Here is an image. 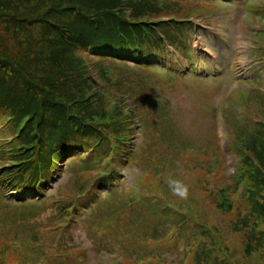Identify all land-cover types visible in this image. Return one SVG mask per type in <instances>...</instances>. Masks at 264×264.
<instances>
[{
  "label": "trees",
  "instance_id": "trees-1",
  "mask_svg": "<svg viewBox=\"0 0 264 264\" xmlns=\"http://www.w3.org/2000/svg\"><path fill=\"white\" fill-rule=\"evenodd\" d=\"M184 2L0 0V117L4 118L10 132L19 136L11 147L0 150V160H7L5 152L8 151L10 159L17 164V168L11 167L4 172L10 176L7 180L10 184L19 186L17 190H30L35 182L33 188L36 189L41 176L40 167L44 169L43 179L53 177L55 166L65 157L67 160L70 153L87 149L84 139L97 144L103 142V138L125 134L133 128L135 123L130 110L122 107L120 95L124 92L109 89L107 84L116 79L105 65L127 66L132 61L137 67L146 66L147 58L153 52L164 51L163 40L150 34L158 31L152 24L159 25L151 20L161 15L170 20L161 23L165 30L174 35L177 31L183 40L179 45L185 54L189 50L188 42H184L186 31L193 26L188 22L189 14L184 15ZM259 88L257 92L264 96V86ZM111 99H116L115 104L120 107L115 108ZM260 100L241 102L258 111L262 121L253 120L243 109L239 113L240 120L227 119L232 148L239 159L236 177L232 181L225 180L227 184L224 186L232 187V191L227 187L219 189L205 222L198 212L196 220L184 225L185 218L179 219L178 225L183 226L176 229L173 242L180 234L189 231L184 228H189L195 229L197 234H204L208 240L204 248L212 247L205 250L204 257L195 254L192 264H241L228 255L229 251L234 253V249L228 243L227 232L239 234L240 242L243 238L241 251L244 257L255 256L247 264H264V109L255 105L258 102L261 106ZM214 146L220 168L223 158L218 146L215 143ZM101 148L110 150L106 142ZM26 177L29 178L28 184L23 186ZM162 183H171L173 192L178 189L174 181ZM240 185H245L243 196L237 193ZM87 194L88 187L75 197L78 199ZM139 197H134L131 204L134 205ZM155 202L160 203L161 212L162 203ZM214 214L222 219L225 234L220 232L223 227ZM223 215L230 219L226 221ZM55 216L68 219V214L58 211ZM37 227L43 226L35 225L30 229L32 240L29 243L45 244L47 262L58 264L62 259L57 258L54 251L56 233L51 232L53 226L47 227L51 232L49 242L39 239ZM209 229L220 235L225 254L217 249L221 243L216 244ZM235 240L237 242V238ZM212 250L222 259L209 262L208 258L214 256L209 253ZM188 254L189 248L184 256ZM8 258L10 255L0 248V264H8Z\"/></svg>",
  "mask_w": 264,
  "mask_h": 264
},
{
  "label": "rangeland",
  "instance_id": "rangeland-1",
  "mask_svg": "<svg viewBox=\"0 0 264 264\" xmlns=\"http://www.w3.org/2000/svg\"><path fill=\"white\" fill-rule=\"evenodd\" d=\"M246 1L232 0L217 4L216 7L208 4L198 7L201 13L212 14L205 18H194L204 31L191 35V50L189 49L188 54L192 61L191 52L196 53L197 66L201 63L197 58L198 53L209 55V63L217 65L214 68V75L177 72V69L184 66L178 65L175 60V66L170 70L176 76L155 68L141 69L133 66L132 62L127 66L105 65L106 68L109 66L112 78L118 81L117 87L107 84L109 89H121L135 96L138 105L135 115H141L136 120L142 119L146 126L140 130L134 129L131 140L134 152L129 164L121 171L122 185L119 186L118 192L114 194L108 192L105 198L103 195L98 196L97 199L101 197L100 200H104L98 206L93 204L94 210L89 213L91 218L85 215L84 210L78 214L71 212L76 219L62 230L66 235L71 234L73 239L66 237V243L62 248L55 245L56 257L63 260H59L58 264H106L115 258H121L127 264H138L139 260L150 255L157 258L155 264H180L183 259L179 258H184V252L188 248L190 254L186 259L189 258L191 264L190 261L196 253L195 244L198 246V254L201 257L205 256L204 245L208 240L205 236L197 234L195 229L184 228L183 230L189 231L180 234L175 243L160 245L163 244L161 237L165 224L173 220L169 214L160 212V203L155 201L152 203L153 200L139 197L134 205L130 204L133 197L140 194L148 193L150 197L159 199L153 194L169 191L173 187L171 183L160 181L172 180L171 174L179 169L183 173L178 172L177 179H185L187 184L184 189L189 190L193 187V193H197L203 200V208L197 209V212L204 222L211 204L214 203L213 200L216 201L219 189L227 187L230 192L232 191V187L224 186L227 184L226 179H223L220 173L223 169L224 174L229 176L232 165L222 168L221 163L220 168L218 167L219 158L216 156L214 139L221 146H225L228 139L224 125L221 120H216L215 113L222 110L225 119L227 116L229 120L234 118L240 120V111L237 109L239 106L241 110L243 109L241 101L254 102L260 98L261 106L258 102L255 105L264 109V96L257 91H248L253 88L252 86H264V69H261L264 63L259 60L261 53L253 51L252 44L256 40L250 34L251 31H255L257 23L264 24V18L256 16L261 13L259 12L261 8H264V0H254L255 7L260 5L255 11H248L243 6ZM246 4L249 5L248 2ZM217 31L226 39L225 42L216 39L221 38L215 34ZM212 48L218 51L213 53ZM172 63L168 65H173ZM200 69L198 68V71ZM251 71L257 75L249 80L248 75ZM231 73L237 75V78H232ZM124 74L128 75L124 77ZM233 88L239 93L235 94L233 100L228 101ZM251 114L254 118L255 110ZM217 129L222 131L219 134L220 138H216ZM11 133L4 118L0 117V138L8 137ZM86 143L88 148L90 142ZM79 154H71L70 160L63 161L56 167L58 175L47 184H42L41 192L36 197L39 202L49 195L56 197L52 203L67 198L75 201L76 198L73 196L92 183L84 182L83 178H88L96 172L81 171L91 165L80 163ZM225 155L227 162L234 165L235 157L228 151H225ZM213 168L214 170L210 172L209 170ZM168 171L169 173L164 176L156 175ZM10 191L15 190L9 188L8 193ZM16 196L21 198L22 195ZM8 198L13 201L15 194ZM8 198L6 190L0 188V248L10 255L7 259L8 264H49L46 260V245L29 243L32 240L29 232L33 226L42 225L43 227L36 229L38 237L49 242L52 232L47 228L49 217H54L57 210L49 207V198L41 205L35 204L36 207L32 204L12 203ZM82 199L79 198L77 201L85 203L89 200L84 198L86 201L83 202ZM21 200L27 199L23 197ZM170 200L177 202L180 197ZM87 206L88 204H83L81 208L86 210ZM129 208L134 210L128 212L126 218L120 221L119 216ZM193 213L196 216L195 210ZM213 216L220 222L217 214ZM223 217L226 221L230 219L228 215ZM52 219L53 223L57 222L56 218ZM220 232H225V229ZM227 235L228 243L234 249V253L228 252L230 259H237L241 264L250 263L255 259V256L249 258L243 256L241 249L244 240L242 238V243L240 242L239 234ZM170 240V237L166 239ZM193 240L198 242L195 243ZM73 242L76 247L79 246L78 249L69 246ZM59 253H62V256H58ZM209 253L214 255L208 258L209 262L222 259L214 250ZM79 254L82 257H79ZM145 260H142L144 264L155 262L152 259L150 263H146Z\"/></svg>",
  "mask_w": 264,
  "mask_h": 264
}]
</instances>
